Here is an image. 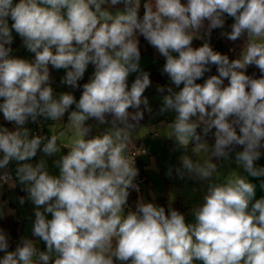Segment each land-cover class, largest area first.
Returning <instances> with one entry per match:
<instances>
[{
	"label": "clouds",
	"instance_id": "obj_1",
	"mask_svg": "<svg viewBox=\"0 0 264 264\" xmlns=\"http://www.w3.org/2000/svg\"><path fill=\"white\" fill-rule=\"evenodd\" d=\"M213 30L241 41L235 58ZM13 33L31 57L12 54ZM141 38L169 81L156 88L179 153L166 176L203 186L187 212L155 195L129 204L132 134L152 113ZM0 114L14 125H0V194L19 184L32 206L27 234L0 227V264H264V0H0ZM41 119L75 138L34 134Z\"/></svg>",
	"mask_w": 264,
	"mask_h": 264
},
{
	"label": "rangeland",
	"instance_id": "obj_2",
	"mask_svg": "<svg viewBox=\"0 0 264 264\" xmlns=\"http://www.w3.org/2000/svg\"><path fill=\"white\" fill-rule=\"evenodd\" d=\"M14 35V42L11 45L13 49V55L23 56V57H31V54L27 53V51L22 46L21 39ZM196 44L200 46L204 41L201 39H194ZM142 67L151 73H155L160 81L152 82V85L146 90L144 93L145 96L148 97L149 103L152 107V113L149 114V120L147 124L142 125L135 133L132 134V145L130 149L136 147V142H141L140 144L144 149H148L153 155L141 153L142 157H144V161L141 160L142 165L139 166L138 159L136 163L138 164L139 169H141V173L145 175L146 183L142 184V192L143 196L146 199L151 198L152 195H155V198H159L162 196V192L164 188L167 189V192L171 191L170 184L168 181L170 178L166 176L167 167L170 163H175L177 158V153H173L171 151L172 142L167 140L165 137L171 131L170 128H166L162 125L167 124L171 121V114H159L158 109L160 106V93L157 92V85L166 86L169 84V81L166 76L161 74V68L164 63L163 58H159L154 50L149 45L142 46ZM91 67L86 73L85 78L81 81V84L87 81L88 75L91 74ZM63 70L55 71L54 75V83L53 86L57 91L67 90L62 88L60 85V79L63 76ZM133 77L129 79V85L131 84ZM75 95L79 98L80 91H75ZM65 122H67V116H65ZM42 120V119H41ZM6 122L3 120L2 114H0V125ZM64 121L59 122H50L43 121V131L45 134H56L61 144H70L71 141L75 138V134L71 132V130L66 126ZM12 125V124H11ZM14 127V125H12ZM29 128L31 127V122L27 125ZM64 127V128H63ZM156 128L154 131L155 135H150V129ZM31 129V128H30ZM66 153V149L63 150ZM139 154V155H141ZM138 155V156H139ZM137 156V157H138ZM136 157V158H137ZM39 155L35 158L38 160ZM142 159V158H140ZM35 162V161H34ZM140 162V161H139ZM49 165H52V159H49ZM10 168L14 172V165H11ZM144 170V172H143ZM52 171H56V169L52 168ZM19 184L15 189H8L5 186L3 193L0 194V201H7V206L5 208L4 216H11L21 224V234H27L28 227L30 226V216L32 213V206L30 203H26L24 206H20L18 203V198L21 196H25L26 193L21 190ZM3 216V217H4ZM37 246L43 248V245L37 242Z\"/></svg>",
	"mask_w": 264,
	"mask_h": 264
},
{
	"label": "trees",
	"instance_id": "obj_3",
	"mask_svg": "<svg viewBox=\"0 0 264 264\" xmlns=\"http://www.w3.org/2000/svg\"><path fill=\"white\" fill-rule=\"evenodd\" d=\"M143 13V8H141V14ZM231 20L229 19L227 21V24H230ZM220 31L221 30H213L209 43L211 44V46L214 48V50H217L221 53L227 54L230 58H235V56L238 54L239 51V45L241 43V41H237V42H231L228 41L227 39L223 38L220 36ZM143 45H148L146 41L143 40V38L140 39V47H141V53H142V46ZM193 46L194 47H198V45L196 44L195 40L193 41ZM50 71H51V75L53 77V81H54V75H55V69H51L50 66ZM253 72H256L257 75H259L258 70H256L254 67H249L248 69V73L252 74ZM150 73V79L152 82H158L160 81V78L155 74V73ZM210 74H216V69L215 66L212 67V71L211 73L206 74L210 75ZM198 82H202V81H198ZM227 83V82H226ZM149 120V113L145 112V117L144 119L141 121V125L147 124ZM88 123H94L92 121H89ZM5 127H8L9 130H14V127L9 124L7 121L3 122L2 124ZM33 127V123L31 122V129ZM93 134H95V129H93ZM207 139L209 141L213 140V137L211 134H209V136L207 137ZM142 174V173H141ZM137 195L136 192H131L130 196H129V204L134 203V201L137 199ZM158 204L165 206V201L164 199H159L158 200ZM172 207L184 212L185 208L182 205V202L180 200H177ZM167 208V207H166ZM0 227H2L3 229H5L7 232L10 233V235L13 238V241H15L16 239H18V237L21 234V224L20 222H18L17 220H15L13 217L11 216H4L2 218H0ZM14 247V245H13ZM3 254L0 253V256H2Z\"/></svg>",
	"mask_w": 264,
	"mask_h": 264
},
{
	"label": "crops",
	"instance_id": "obj_4",
	"mask_svg": "<svg viewBox=\"0 0 264 264\" xmlns=\"http://www.w3.org/2000/svg\"><path fill=\"white\" fill-rule=\"evenodd\" d=\"M155 130H156L155 127L150 129V135L153 136V133ZM209 142H211V141H209ZM140 143L141 142H139V143L136 142V145H138ZM148 149H151V148H146L147 154L153 155L150 151H148ZM178 155H179V153H177V156ZM142 156H144V155L141 154L137 157L139 166L142 165V163H144V162H141V160L144 159V157H142ZM202 156H203V154H202ZM140 158H142V159H140ZM175 163H176V161H175ZM258 164H260L261 166H264V157H262L260 159V161H258ZM140 172H141V169H140ZM143 172H144V170H143ZM228 174H230V173H228V171L225 170V176ZM142 175H143V179H144V182L142 184H144V183H146L147 180H146L145 175L143 173H142ZM168 183L170 184L171 191L167 192V189L164 188V190L162 192L163 193L162 196L156 199L157 203H158L159 199H164L166 207H167L169 204V201H172V205H173L177 200H180L182 202L183 207L185 208L184 212H187L189 210V208H191L193 205H195L196 203H198L200 201L201 196H202V192H203V186L201 184H199L197 181L189 180L187 178H185L184 180H181L177 177H173L168 181ZM142 184L140 185V193L136 192L137 196L143 195ZM261 195H264V192H261L258 190V197ZM148 199L151 200V198H148ZM188 219L191 221L192 217L189 216Z\"/></svg>",
	"mask_w": 264,
	"mask_h": 264
},
{
	"label": "built area",
	"instance_id": "obj_5",
	"mask_svg": "<svg viewBox=\"0 0 264 264\" xmlns=\"http://www.w3.org/2000/svg\"><path fill=\"white\" fill-rule=\"evenodd\" d=\"M32 132L34 134H41V135H44V131H43V123H42V120H39L35 123H33V127H32ZM153 135H155V133H153ZM141 148H143V146L141 144H138L136 147H134L133 149H130V156L133 160H137V156L141 153H143L141 151ZM136 166L137 168L139 169L138 167V164L136 163ZM139 185H141L143 182H144V179H143V175L141 174L140 172V169H139V176L137 177V181H136ZM133 192H136V191H133Z\"/></svg>",
	"mask_w": 264,
	"mask_h": 264
}]
</instances>
